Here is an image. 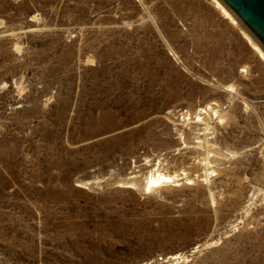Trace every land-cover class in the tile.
Returning <instances> with one entry per match:
<instances>
[{"label":"rangeland","instance_id":"obj_1","mask_svg":"<svg viewBox=\"0 0 264 264\" xmlns=\"http://www.w3.org/2000/svg\"><path fill=\"white\" fill-rule=\"evenodd\" d=\"M217 1L0 0V264H264V51Z\"/></svg>","mask_w":264,"mask_h":264},{"label":"water","instance_id":"obj_2","mask_svg":"<svg viewBox=\"0 0 264 264\" xmlns=\"http://www.w3.org/2000/svg\"><path fill=\"white\" fill-rule=\"evenodd\" d=\"M264 51V0H219Z\"/></svg>","mask_w":264,"mask_h":264},{"label":"bare ground","instance_id":"obj_3","mask_svg":"<svg viewBox=\"0 0 264 264\" xmlns=\"http://www.w3.org/2000/svg\"><path fill=\"white\" fill-rule=\"evenodd\" d=\"M215 2L217 3L218 6H221V4L215 0ZM219 8V7H218ZM225 15V14H224ZM262 55V57L264 58V55L262 53H260ZM169 179V178H168ZM167 178L163 177L162 180H155V181H152L151 183L153 184V186H157V184L161 181H167L168 180Z\"/></svg>","mask_w":264,"mask_h":264}]
</instances>
